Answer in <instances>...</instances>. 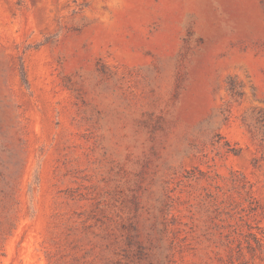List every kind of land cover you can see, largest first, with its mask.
I'll use <instances>...</instances> for the list:
<instances>
[{
	"label": "rangeland",
	"instance_id": "1",
	"mask_svg": "<svg viewBox=\"0 0 264 264\" xmlns=\"http://www.w3.org/2000/svg\"><path fill=\"white\" fill-rule=\"evenodd\" d=\"M0 264H264V0H0Z\"/></svg>",
	"mask_w": 264,
	"mask_h": 264
}]
</instances>
